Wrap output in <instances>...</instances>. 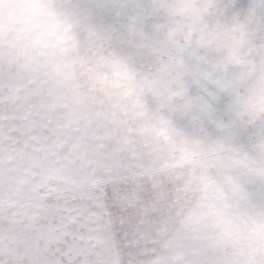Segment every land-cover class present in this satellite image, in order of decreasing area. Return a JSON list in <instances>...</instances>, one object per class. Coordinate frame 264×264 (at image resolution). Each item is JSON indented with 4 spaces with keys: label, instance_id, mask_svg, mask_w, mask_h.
Wrapping results in <instances>:
<instances>
[{
    "label": "clouds",
    "instance_id": "9594fccd",
    "mask_svg": "<svg viewBox=\"0 0 264 264\" xmlns=\"http://www.w3.org/2000/svg\"><path fill=\"white\" fill-rule=\"evenodd\" d=\"M0 67L103 98L183 180L185 226L264 264V0H0Z\"/></svg>",
    "mask_w": 264,
    "mask_h": 264
},
{
    "label": "snow or ice",
    "instance_id": "6c2138e0",
    "mask_svg": "<svg viewBox=\"0 0 264 264\" xmlns=\"http://www.w3.org/2000/svg\"><path fill=\"white\" fill-rule=\"evenodd\" d=\"M189 206L103 98L74 110L0 67V264H232L185 226Z\"/></svg>",
    "mask_w": 264,
    "mask_h": 264
},
{
    "label": "rangeland",
    "instance_id": "374dc122",
    "mask_svg": "<svg viewBox=\"0 0 264 264\" xmlns=\"http://www.w3.org/2000/svg\"><path fill=\"white\" fill-rule=\"evenodd\" d=\"M247 0H238V6L242 7L244 5H246Z\"/></svg>",
    "mask_w": 264,
    "mask_h": 264
}]
</instances>
